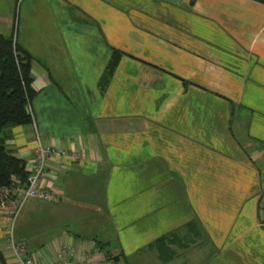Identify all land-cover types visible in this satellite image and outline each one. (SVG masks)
<instances>
[{
  "label": "crops",
  "instance_id": "crops-1",
  "mask_svg": "<svg viewBox=\"0 0 264 264\" xmlns=\"http://www.w3.org/2000/svg\"><path fill=\"white\" fill-rule=\"evenodd\" d=\"M17 3L0 0V30L34 57L38 91L7 145L28 161L39 131L83 153L49 168L56 201L20 209L36 264L62 241L79 257L101 241V264H264V2ZM111 46L125 53L101 91ZM4 208L0 250L21 264Z\"/></svg>",
  "mask_w": 264,
  "mask_h": 264
},
{
  "label": "trees",
  "instance_id": "trees-1",
  "mask_svg": "<svg viewBox=\"0 0 264 264\" xmlns=\"http://www.w3.org/2000/svg\"><path fill=\"white\" fill-rule=\"evenodd\" d=\"M123 53L111 46L110 57L98 79L101 91L105 90ZM33 60L34 57L16 41L14 32L5 33L0 30V187L12 185L14 178L23 182L28 174L26 160L14 154L7 144L12 126L33 122L30 105L38 91L33 85ZM182 80L185 81L184 78ZM97 242L102 247V242ZM105 256L116 261L119 254L105 252ZM0 264H6L1 250Z\"/></svg>",
  "mask_w": 264,
  "mask_h": 264
},
{
  "label": "built area",
  "instance_id": "built-area-1",
  "mask_svg": "<svg viewBox=\"0 0 264 264\" xmlns=\"http://www.w3.org/2000/svg\"><path fill=\"white\" fill-rule=\"evenodd\" d=\"M33 140V156L26 161L28 174L25 181L14 178L12 185L0 187V208H4L6 204L13 206L6 218L4 245L14 253L21 264H36V260L27 243L15 236V216L30 197L48 202L56 201L61 191L47 179L49 168L55 166L66 170L69 167L66 160L75 161L83 157L81 150L74 146L66 148L46 142L39 131L35 132ZM258 223L264 228V209L259 211ZM98 250V243H91V246L82 252V257H79L69 241H62L52 245V259L44 264H101L95 258Z\"/></svg>",
  "mask_w": 264,
  "mask_h": 264
},
{
  "label": "rangeland",
  "instance_id": "rangeland-1",
  "mask_svg": "<svg viewBox=\"0 0 264 264\" xmlns=\"http://www.w3.org/2000/svg\"><path fill=\"white\" fill-rule=\"evenodd\" d=\"M21 0H18V3L20 2ZM18 3H17V5H18ZM16 5V10L18 9V6ZM16 13H17V11H16ZM36 95V94H35ZM34 98V97H33ZM32 98V99H33ZM32 101V100H31ZM29 201V200H28ZM28 201H26L24 204H23V207H22V209H23V211H25V209L27 208V206H29L30 204L28 203ZM41 201V200H40ZM45 203H47L48 201H44ZM43 202V203H44ZM29 211V209L26 211V212H28ZM19 213H20V211L18 212V214L15 216V218H14V225H15V222H16V219H17V217H18V215H19ZM28 214H30V213H28ZM36 230L37 232H38V229L37 228H32V233H35L36 231H34V230ZM14 232H15V228H14ZM132 258H135L134 256H132L131 257V259ZM129 261H130V259H129ZM133 262V261H132ZM127 264H129L128 262H127ZM148 264H150V263H148Z\"/></svg>",
  "mask_w": 264,
  "mask_h": 264
}]
</instances>
